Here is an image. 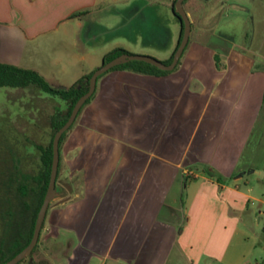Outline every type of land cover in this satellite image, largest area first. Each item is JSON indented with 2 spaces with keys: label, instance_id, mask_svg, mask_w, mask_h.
Segmentation results:
<instances>
[{
  "label": "crops",
  "instance_id": "obj_1",
  "mask_svg": "<svg viewBox=\"0 0 264 264\" xmlns=\"http://www.w3.org/2000/svg\"><path fill=\"white\" fill-rule=\"evenodd\" d=\"M139 1L153 9L145 23L160 28L141 46L135 35L107 32L102 17ZM171 1L0 0V62L64 88L114 47L165 60L179 30ZM186 3L190 31L195 20L201 32L215 3ZM263 103L264 66L252 51L218 54L189 35L165 74L103 73L60 145L64 184L58 169L36 247L19 264H264L248 257L257 244L248 229L264 216L252 209L264 205L254 189L264 181L259 169L239 164ZM36 129L41 135L46 126ZM260 229L264 236V221ZM61 232L71 238L60 241Z\"/></svg>",
  "mask_w": 264,
  "mask_h": 264
},
{
  "label": "rangeland",
  "instance_id": "obj_2",
  "mask_svg": "<svg viewBox=\"0 0 264 264\" xmlns=\"http://www.w3.org/2000/svg\"><path fill=\"white\" fill-rule=\"evenodd\" d=\"M209 1L212 5L215 3L216 12L203 27L204 31L197 32L198 23L193 20L189 38L197 37L218 54L227 49L238 48L252 51L255 64L264 66V0ZM186 6L187 3L183 8L186 9ZM105 9L103 20L111 22L109 25L103 24L109 29L107 32L117 29L125 35H135L139 46L156 40L153 35L156 30H160L159 23H145L144 12H151L153 9H148L143 2L118 6L115 10ZM113 10L116 12L113 13ZM152 55L149 56L160 60ZM62 104L57 96H49L30 86L0 87V241L4 245L11 240V230L23 232L25 229V203L31 206V197H21L15 186L21 181V172L25 170L32 173L38 169L39 153L34 144L39 143L40 134L36 128L46 126L47 115L54 107ZM239 164L245 171L249 167L259 169L261 173L258 178L264 181V105L255 119ZM62 171L63 163L60 162L57 182L64 184ZM245 176L253 178L255 175L246 172ZM261 192L264 193V186L259 184L255 187L254 194ZM257 205V202H253L254 211L257 208L264 211V205ZM256 218L255 223L251 224L254 230L248 229L251 237H257V244L248 256L250 261L264 258L260 249V243L264 242L260 229L264 216H261L260 222H256ZM67 236L71 238V234L61 232L58 239L61 241Z\"/></svg>",
  "mask_w": 264,
  "mask_h": 264
},
{
  "label": "trees",
  "instance_id": "obj_3",
  "mask_svg": "<svg viewBox=\"0 0 264 264\" xmlns=\"http://www.w3.org/2000/svg\"><path fill=\"white\" fill-rule=\"evenodd\" d=\"M174 0L171 1L170 8L173 7ZM185 2V0L182 1V4ZM83 12H76L71 15V17H76L81 15ZM175 17L176 15L173 14ZM182 33V27L179 25L178 30V36L176 40V44L174 46H177L180 37ZM188 43V40H187ZM186 43V45H187ZM185 45V47H186ZM183 48V50L185 49ZM173 49V51H174ZM182 50V52H183ZM172 51V53H173ZM128 52L123 48L120 47H114L107 52H105L101 57V63H105L112 59L113 57ZM129 53V52H128ZM172 53L170 56L165 59L161 60L163 63L168 64L171 61ZM182 54V53H181ZM181 56V55H180ZM180 58V57H179ZM214 63L217 67L220 66L218 55L214 54L213 56ZM179 62V59L177 63ZM175 64V66L177 65ZM174 66V67H175ZM116 69H124L129 70L135 73H141V74H154V75H162L168 72V70H161L159 68H156L155 66L148 64L143 61L139 60H129L127 62H124L122 64H118L115 66H112L107 71L110 70H116ZM105 71V72H107ZM92 70L88 71L87 73L82 74L79 76L73 83H71L69 86L64 88L54 87L50 85L38 72L35 70L29 69V68H23L18 67L15 65L7 64V63H1L0 62V87H33L37 89L38 91L45 93L49 96H57L62 101V106L54 107L51 113L47 115L46 118V130L44 134L40 135V141L39 143L34 144L35 148L38 150V164H39V171L37 173H29V172H21L20 178L21 181L17 183L15 186V190L20 194L21 197L23 196H30V202L31 206H28V204L25 203L26 210L24 215V226L25 229L23 232H16V230H11L9 233L11 236V240L4 245L0 241V264H2L4 261L12 257L16 252H18L26 243L28 242L33 228L34 219L36 216V212L40 206V203L42 201V197L44 195L47 182H48V176L50 171V163H51V156H52V150H51V139L53 136V133L56 129H58L66 120L68 117V114L76 101V99L83 94L87 90V84H88V78L91 74ZM103 72V73H105ZM102 73V74H103ZM102 74L98 75L100 77ZM96 78V79H97ZM93 95L92 94L84 101V103L80 106L79 110L77 111L76 116L79 114L82 107L89 102ZM264 105V104H263ZM75 116V118H76ZM74 118V120H75ZM73 120V122H74ZM73 122L70 124L68 129L64 131L59 139H58V163H57V171H56V177L58 174L59 169V162H60V152L59 148L61 143L63 142L66 132L69 130V128L72 126ZM204 171L209 176H214L217 181H221L222 177L211 170L210 167L204 166ZM55 177V179H56ZM42 227V224H41ZM40 227V229H41ZM178 231V230H177ZM39 237V235H38ZM38 240V238H37ZM37 243V241H36ZM36 243L33 246L32 251L36 247ZM23 260V259H22ZM22 260L18 261L15 264H19Z\"/></svg>",
  "mask_w": 264,
  "mask_h": 264
},
{
  "label": "water",
  "instance_id": "obj_4",
  "mask_svg": "<svg viewBox=\"0 0 264 264\" xmlns=\"http://www.w3.org/2000/svg\"><path fill=\"white\" fill-rule=\"evenodd\" d=\"M182 1L183 0H174L173 7L171 9V12L176 15L179 25H181L182 27V33H181L180 40L172 53L171 61L168 64H165L162 61L155 59L146 54H134V53L124 52V53H121L113 57L109 61L100 64L99 66H97L96 68L92 70L88 78L87 90L76 99L65 122L58 129H56L55 132L53 133V136L51 139L52 156H51L48 182H47L44 195L42 197V201L36 212L31 236L28 242L26 243V245H24L18 252H16L12 257L4 261L2 264H15L18 261L24 259L30 254L33 246L35 245L38 235H39L42 221L44 219L46 208L49 202L57 195V191L55 189V177H56L57 163H58V139L60 135L64 131H66L68 127L70 126V124L73 122L80 106L92 94L95 88V81H96L97 76L107 71L112 66L122 64L129 60L143 61L161 70L169 71L173 69V67L177 63L182 53L183 48L185 47L187 43L188 35L190 31V21L183 8Z\"/></svg>",
  "mask_w": 264,
  "mask_h": 264
},
{
  "label": "built area",
  "instance_id": "obj_5",
  "mask_svg": "<svg viewBox=\"0 0 264 264\" xmlns=\"http://www.w3.org/2000/svg\"><path fill=\"white\" fill-rule=\"evenodd\" d=\"M189 173V172H188Z\"/></svg>",
  "mask_w": 264,
  "mask_h": 264
}]
</instances>
